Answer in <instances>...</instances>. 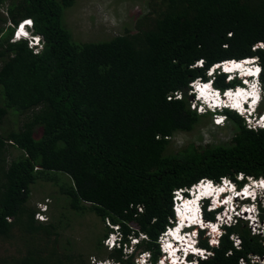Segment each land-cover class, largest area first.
<instances>
[{
    "label": "trees",
    "instance_id": "trees-1",
    "mask_svg": "<svg viewBox=\"0 0 264 264\" xmlns=\"http://www.w3.org/2000/svg\"><path fill=\"white\" fill-rule=\"evenodd\" d=\"M74 1L0 0V241L25 250L0 264H82L47 247L52 226L34 219L35 207L26 204L38 180L59 187L73 211L87 207L123 234L134 225L146 236L137 248L154 258L175 189L203 177L239 185L238 173L264 178V130H247L232 110L228 143L168 148L173 134L204 115L189 106L186 88L205 79L209 66L255 56L264 84V48L255 45L264 43V0H154L133 32L96 43L78 42L62 26V10ZM24 19L43 38L38 54L25 41L10 42L12 30L4 28ZM198 60L204 67L194 65ZM215 85L229 83L218 75ZM8 113L24 119L20 127L5 129ZM8 146L21 152L9 163ZM198 243L210 247L205 237ZM109 256L131 264L120 250ZM250 257L264 258L263 238L238 219L196 264H256Z\"/></svg>",
    "mask_w": 264,
    "mask_h": 264
},
{
    "label": "clouds",
    "instance_id": "clouds-1",
    "mask_svg": "<svg viewBox=\"0 0 264 264\" xmlns=\"http://www.w3.org/2000/svg\"><path fill=\"white\" fill-rule=\"evenodd\" d=\"M6 24L9 26V23ZM18 24H20V26L15 33L14 39H19L21 37L19 41H25L26 44L31 40L34 42L36 48L40 47L41 49L43 46V38L32 32L33 21L31 19H24L19 21L16 25ZM12 37L10 40H12ZM14 42H18V40ZM255 45L264 48V43H256ZM242 59H244V61H241ZM242 59H234L237 61H228L231 60L228 59L215 63L205 70V79L197 77L190 81L186 88L187 95L189 96L188 104L189 106L192 105L191 107L198 113L209 114L215 124H223V121L227 119L226 110L228 109L241 116L242 124L247 130L254 132L264 130V84L260 82V65L255 56ZM230 62L240 63L242 67L246 69L238 71L239 73H236V70L230 72L225 71L224 69L241 68L240 64H227ZM202 63V60H198L194 65L202 68L204 67ZM218 75H221L229 85L224 88L217 87L215 85V80ZM174 96L180 97V92H175ZM260 109L262 110L260 111ZM252 124H258V126H252ZM237 180L244 183L239 185L235 180L227 176L221 177L218 181L203 177L188 187L175 189L172 196L173 216L169 219L171 223L165 225L163 230L159 232L156 237L159 253L154 258L149 250L137 248V245L142 240L146 239V236H142V232L129 227L130 231L123 234L118 223L112 224L104 218L108 228L106 236H108L110 240L108 243L110 244L112 242V245L107 248V250H120V259L123 261L130 259L131 264H178V258L184 259L186 261H184V264H196L195 262L199 259H204L211 254V247L218 243V239L221 234L226 231V227L234 225L238 219L242 220L241 217L233 215L232 212H230V218V215H225L222 208L219 210L213 208V206H215V198L212 196L210 197L209 193L215 191L219 195L221 191L225 190L226 186L229 191H232L233 187H236L238 190L242 189L244 196H249L248 198L244 197V201H242L240 197L235 198V192L231 194L234 203L238 205L242 204V209L250 212L249 216L252 221L247 222L242 220V222L246 224L249 232L251 233V224H255L259 231H264V209L259 205L260 198H256L254 193V190L261 188L264 197V178H244L243 173H238ZM248 187L251 188V192H249ZM195 188L198 189V194L188 195V192L194 191ZM181 195L183 198H179ZM188 196L191 198L188 199ZM248 199H252L253 202L249 204L247 202ZM178 200H181V204L177 202ZM230 201L231 198L228 199L229 208H231ZM187 204L191 207H188ZM206 212H212L213 217H207ZM216 213H220L218 216L222 214L223 216H220L216 220ZM204 218H208L210 222H212V224L209 225V230L200 228ZM181 219L185 220L178 230V232L182 230V232L178 233L182 238H177L179 239V243L177 244L173 240L175 238L171 239L170 235V239H167V241L171 244V249L166 252V247L163 254L158 244L159 236L161 237L168 234L166 235L168 238L169 232L167 229L173 230L176 228L181 223ZM196 222L199 224H196ZM214 228L216 230H214ZM193 233H196V235H193ZM199 236L205 237L206 243L210 247L199 245ZM231 236L229 235V238ZM233 239H235V237H233ZM117 243L120 246H118ZM238 243L239 241H237V244ZM177 248L180 249L178 252H176ZM199 248L204 249L203 251L206 253L205 256L201 255ZM194 250H197V252H194ZM142 253L144 254L143 257L139 256ZM144 257L146 258L145 260ZM115 263L122 264L119 260L112 259L111 257L99 261V264ZM241 264H243V261H241Z\"/></svg>",
    "mask_w": 264,
    "mask_h": 264
},
{
    "label": "rangeland",
    "instance_id": "rangeland-1",
    "mask_svg": "<svg viewBox=\"0 0 264 264\" xmlns=\"http://www.w3.org/2000/svg\"><path fill=\"white\" fill-rule=\"evenodd\" d=\"M153 2L154 0H75L71 6L62 10V26L78 42L109 41L126 32H133L136 20L148 13L149 3ZM5 7L4 5L0 8V15L3 18ZM4 28H9L8 24L5 23ZM16 117L18 115L7 114L3 121L5 129L21 126L24 119ZM252 126H258V124H252ZM233 132L234 128L228 118L223 121V124H215L209 114H204L192 129L173 134L169 138L168 148L177 149L187 143L225 144L230 141ZM7 148L6 162L9 163L21 152L13 146ZM59 176L61 180L69 181L64 174ZM58 190L60 191V188L54 184L38 180L31 186V195L26 203L29 207H36L39 201L47 200V222L44 221V223L52 226L47 247L51 248L53 245L61 255L75 256L77 259L79 257L78 260L82 264H89L93 259L102 261L110 258L109 253L112 250H107L103 244L106 236H103L104 231L108 232L105 219L101 220L93 213V210L87 207L81 211L71 210L69 199L61 195ZM254 193L256 198H260L259 205L264 209L261 188L254 190ZM247 202L251 204L253 200L248 199ZM128 225L136 230L134 225L129 223ZM176 234L179 237L177 231ZM26 242L34 243L31 238H28ZM31 246L37 248L36 244ZM20 247L22 248V245L14 240L0 241V257L23 255L25 250Z\"/></svg>",
    "mask_w": 264,
    "mask_h": 264
},
{
    "label": "built area",
    "instance_id": "built-area-1",
    "mask_svg": "<svg viewBox=\"0 0 264 264\" xmlns=\"http://www.w3.org/2000/svg\"><path fill=\"white\" fill-rule=\"evenodd\" d=\"M21 24V23H20ZM20 24H18V25H15V26H12V25H9L10 26V28H12V30H13V37H12V40H10V42H14V41H16V40H21V37L19 38V39H14V37H15V33H16V31L18 30V28H19V26H20ZM32 39H34V38H32ZM27 47H28V49L29 50H31L32 51V53L33 54H38L39 52H40V47L39 48H36L35 46H34V42H32L31 40H29L28 42H27ZM47 200L46 201H39L38 203H36V207H35V212H34V219H36V220H38V221H41V222H44V221H46L47 220V215H46V210H47ZM167 231L169 232V229H167ZM250 231H251V234H254V235H259V236H261V237H263V243H264V231H259L258 230V227H256V225L255 224H251V227H250ZM166 235H168V234H166ZM166 235H164V236H159V242H158V244L160 245V249H161V251L163 252V254H164V252H165V249H166V246L167 245H171V244H169V242L167 241V237H166ZM142 236H144L145 237V235L143 234ZM233 237H235V239H233ZM230 239L232 240V244H233V246H235V247H238V245H239V243L237 244V241H238V238L235 236V235H232L231 237H230ZM110 240H109V237L108 236H105V238H104V246L105 247H107V248H109L111 245H112V242L109 244L108 242H109ZM117 245L118 246H120L118 243H117ZM171 249V247H168L167 248V250H166V252L168 251V250H170ZM199 250L201 251V255L202 256H205L206 255V253H204V252H202L204 249H201V248H199ZM194 252H197V250H194ZM143 253L142 254H140L139 256H141V257H143ZM146 258L144 257V260H145ZM249 259V263H259V264H264V258H260V259H258V258H255V257H250V258H248ZM241 259H239L238 260V264H241ZM89 264H99V261H97V260H90V263ZM115 264H117V263H115ZM169 264V263H168ZM243 264H244V262H243Z\"/></svg>",
    "mask_w": 264,
    "mask_h": 264
},
{
    "label": "bare ground",
    "instance_id": "bare-ground-1",
    "mask_svg": "<svg viewBox=\"0 0 264 264\" xmlns=\"http://www.w3.org/2000/svg\"><path fill=\"white\" fill-rule=\"evenodd\" d=\"M233 63H235V64H237L236 62H230V63H227V64H233ZM226 65V64H225ZM243 69H246L245 67H242V70ZM246 75H248V74H246ZM242 91V90H241ZM238 98V97H237ZM242 201H244V199L242 198ZM225 203H226V205H227V207H228V209H229V211L233 208L232 206H231V208H229V203H228V198L225 200ZM230 203H231V201H230ZM187 206L188 207H191L189 204H187ZM195 210H196V208H195ZM237 215H240V213H238ZM244 216H246V212H244ZM230 217H231V215H230ZM185 222V220L184 219H181V223L176 227V228H174L173 230L174 231H172L171 229L169 230V237L167 238L168 240L170 239V235H171V239L172 238H175V239H177V238H182V237H178L177 236V234H176V231L178 232V230H179V228H180V225L181 224H183ZM185 230V229H184ZM172 231V232H171ZM180 232V231H179ZM178 232V233H179Z\"/></svg>",
    "mask_w": 264,
    "mask_h": 264
},
{
    "label": "snow or ice",
    "instance_id": "snow-or-ice-1",
    "mask_svg": "<svg viewBox=\"0 0 264 264\" xmlns=\"http://www.w3.org/2000/svg\"><path fill=\"white\" fill-rule=\"evenodd\" d=\"M224 70H225V71H231V69H224ZM210 75H211V73H210ZM205 85H207V84H205ZM221 192H223V191H221ZM214 230H216V229L214 228ZM193 235H196V233H193ZM166 247H167V248H168V247H171V245H167Z\"/></svg>",
    "mask_w": 264,
    "mask_h": 264
}]
</instances>
